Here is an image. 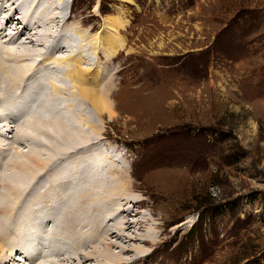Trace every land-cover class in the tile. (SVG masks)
Wrapping results in <instances>:
<instances>
[{
  "label": "rangeland",
  "instance_id": "rangeland-1",
  "mask_svg": "<svg viewBox=\"0 0 264 264\" xmlns=\"http://www.w3.org/2000/svg\"><path fill=\"white\" fill-rule=\"evenodd\" d=\"M51 1L55 3L54 11L60 20L53 25L57 28H53L54 40L48 38V44L42 45L46 49L40 46L43 51L40 50L39 55L43 54L44 61L45 50H57L51 55L54 62L51 61L53 63L48 67L51 69L52 66L55 71L59 67L63 73L60 80L63 79L73 93L76 91L73 81L65 79L67 71L80 68L82 64L87 85L99 88L109 97L115 113L112 117L107 113L99 115L82 99L81 112L89 120H76V127L81 130L79 140H91V145L100 143L105 159L114 167L124 168L126 174L120 173L122 176L116 179L119 182L113 185L118 191L115 198L122 192L139 200L135 204H121V209L132 211L130 215H121L124 218L119 221L122 223L120 231L112 230L118 233H104L110 219L106 224L105 221L99 224L102 235L96 250L104 254L96 258L94 246H84L85 249L82 246L78 251L82 257L74 254V259L67 261L64 252L56 253L52 263L264 264V0H46L47 5L40 0L38 6L40 3L45 5H40L38 13H44ZM31 7L28 5L26 11L34 12L35 7ZM17 15L14 17L20 16ZM40 16L37 18L46 23L43 15ZM6 17L2 11L0 28L7 26L2 24ZM107 18L114 19L117 24L111 26L108 21L106 29ZM18 19L4 30V35L1 33L3 38L23 33L20 42H31V39L23 38L30 29L26 25L21 27L22 22ZM37 24L34 25L36 31ZM47 25L43 24L46 28ZM34 27L30 26L31 30ZM112 28L117 31L115 35L110 33ZM98 35L102 39L109 36L104 42L106 47L115 50V54L110 56L100 47L95 39ZM63 37H68L67 42L62 40ZM70 47L74 52H70ZM65 57L71 65L64 62ZM4 59L2 57V62L6 63ZM37 60L38 56L34 61ZM61 62L64 63L60 67ZM11 71L6 79L16 75L17 72ZM35 76L37 79L36 73ZM23 82L20 84L24 86L18 84L19 87L6 88V100L3 99L6 112L16 98L12 95L16 90L9 92L13 88H19L17 91L21 92L19 101L28 92L30 95L36 93L35 96L32 94L34 99L32 95L28 99L30 102L36 100L33 105L42 102L40 97L47 93L51 98L57 97L48 81L45 87L37 82L32 91L27 87L29 91L26 90L25 95L22 91L26 80ZM24 104L28 105L27 102ZM4 124L7 123L0 121V150L10 145L17 157L19 154L29 156L26 145L21 147L17 139L13 140V124L8 123L9 126L2 128ZM6 129L9 133H5ZM50 133V138H44L47 144L56 137ZM60 140L66 146V140L62 137ZM8 151L7 148V154ZM18 161L19 158L15 165L23 164ZM25 164L31 166V176L39 170L40 163L38 166ZM15 168L13 166L12 170ZM114 169L104 172V179L108 174L116 173L112 171ZM60 173L59 170L60 180L66 177ZM44 175L38 176L37 183L39 179H46L44 184L50 189V180ZM125 177L128 184L122 181ZM81 178L78 176L75 180L82 184L84 179ZM37 183L33 182L31 187ZM48 188L39 187L43 197L38 196V201L42 202L43 198V201L51 200L49 204L52 202V199L48 200L53 197L52 192H44ZM4 189H0L3 191L1 198ZM61 194L60 199L63 198ZM26 197L29 200L28 195L24 200ZM44 197L47 198L44 200ZM53 204L49 207L54 212L46 205L32 207L34 214L31 209L26 218L28 223L36 225L55 212L53 217H58L59 211L62 214L59 213V219L65 220L62 207L58 209L59 206ZM21 206L15 205L16 209L9 216V220L20 217L19 222L5 220L4 214L0 215V219L8 221L6 227L16 232L25 225ZM116 210L114 207V218L119 215ZM113 223L112 220L108 224ZM7 230L0 234V264H48L37 259L34 263L24 262L23 253L12 249L9 243L12 234ZM68 230L69 236L62 239L54 235L50 237L52 239L46 238L43 232L41 235L44 236H38L41 239L36 241L41 247L45 243L48 247L50 242L54 245L53 240L59 245L58 241L62 240V245L74 250L75 244L85 238L80 232L67 229V233ZM45 239L50 240L46 242ZM24 245L21 246L24 248ZM83 254L90 260H83Z\"/></svg>",
  "mask_w": 264,
  "mask_h": 264
},
{
  "label": "bare ground",
  "instance_id": "bare-ground-1",
  "mask_svg": "<svg viewBox=\"0 0 264 264\" xmlns=\"http://www.w3.org/2000/svg\"><path fill=\"white\" fill-rule=\"evenodd\" d=\"M32 1L34 2L33 5H31L33 2H31L30 0H29V2H26V0H0V13H2V11H3L4 15H7V17H8V18L6 17L7 19L5 20V24H4V21L2 23L3 25L7 24V26H5V28H4V26L2 28H0V39L1 40L3 39L2 41L0 40L1 41L0 42V99H1L0 100V121L2 122V124L4 122L7 123L4 125H1V127L6 128L5 126L8 125V123L13 124V125H11V124L10 125L14 127L13 131L15 132V135H14L15 138L14 137H12V138H13V140L17 139L20 142L21 147L23 145H26L25 147L29 149V152H28L29 156H26V157H27V160L30 161V162H27L26 157L24 155L19 154L17 157V154H15L14 152H13L14 153L13 154L11 151L12 149H10V145L7 147L4 146V148H1V150H0V166L2 164V167H3V168L0 167L3 169V170H0V189H1V187L5 188L4 194L2 195V198L0 196V202H1V204H0V215L4 214V216H2V217H4L5 220H8V221L15 220V219L9 220V216H10V214L12 215V213H13L12 210H14L15 205L16 206L22 205L21 206L22 213H23V211L25 213V214L23 213V216H24L23 219L25 221V225L22 227V229H20V232H16V230L13 231L12 229L10 230L9 227H6V226H9V225H7V224H9L8 221L6 222L4 219H0V229L3 228L1 231L2 233H0V234L3 235L5 233V230H7V228H8L7 231L12 234L10 236L11 241L9 243L12 244L11 246H12L13 250H15V251L19 250L23 253L24 258L22 260L24 262H26V260L27 261L29 260V262L34 263L35 260L37 259L38 262L44 261V262H47L48 264L50 262V264H51L53 256L56 255V253L61 255L62 252H64V254L67 255V256H64V259L69 261L72 258L74 259V256H73L74 254L76 256H79V257L82 255V253H78V251H80V248H82V246H83V248H84V246H88V247L94 246L93 250H94V254L97 258V257H99V255L104 254L101 251L96 250V245L100 241V237L102 235V233L99 230V227L102 224V222L105 221V224H106V221L108 219H110V220H108L109 224L111 223L112 220L114 222L111 225H109L107 223V225L105 226L106 231L104 230L105 234L108 235L109 233H113V232L118 233V231H120L119 227L122 225V223H119V221L124 216L123 213L130 215L131 211H132V209H129V210L121 209V204L122 205L123 204L124 205H127V204L130 205V204H132V202L135 204L139 200L132 198V197H129V195L127 193L122 194V192H119L116 196L117 198H115L114 195L118 191H116L113 188V185H115L119 182L116 179L118 178V176L119 177L122 176V175H120V173L126 174V172L123 170L124 168L121 170L120 168H117L116 166L114 167L113 164H111L110 162H108L105 159V156H104L105 153H103L104 150L101 149L100 143H97L96 145L95 144L91 145L92 144L90 142L91 140H89V141L84 140V139L79 140V138H80L79 133L81 130H79L76 127V120H78V119L85 120L86 119L85 116H83L84 112L83 113L81 112L82 106H83L82 105V99L87 101V103H89L93 107V109L101 116L106 114V113L109 114L110 117L114 116L115 113L112 110V108H113L112 103L110 102L109 97L106 94H103L104 92H101V90L99 88L89 86L90 84L87 85L86 80H85V69H83L81 67L82 64H81V66L78 64L80 66V68L75 67L74 69L67 71L68 73H67L65 79L68 78L69 80L71 79L73 81V83H74L73 87H75V89H76V91L74 90V93H73V91L69 90V88L66 86V83L64 82V80L63 79H62V81L60 80L61 79L60 77L63 75V73H61V71L59 70V67L56 71L54 69H52V66H50L51 69L48 67L49 65H51L54 62L50 58H51L52 54L57 53L56 52L57 50L56 49H55L56 51L53 50L54 48L51 49L50 52L45 50V52H44L45 53L44 54L45 60L42 61L43 60L42 59L43 54L39 55V53H40V50L41 51H43V50L40 49V46H42L43 44H48V43H46V41L49 42L50 37H53L52 40H54V38H55L54 35L56 33H55V30H53V28H56V27H53V25L56 24V22L57 23L59 22L60 17L57 15L58 13L56 11H54L55 10V7H54L55 3L54 2L51 1V3L49 4L50 7L47 8L48 11L46 9L44 12L45 14L43 12H40V14H39L38 12L40 10L41 3L38 6V2L40 0L39 1L38 0H32ZM10 3H11V5L9 6ZM43 3L46 4L47 3L46 0H43ZM45 4H42V5H45ZM28 5L32 6L31 7L32 9L35 7V9L32 10L34 12L26 11L28 9L27 8ZM45 8H46V6H45ZM14 13H16V14H14ZM37 13L39 16L43 15V19L45 20L46 23H44V21H40L37 18L38 15L36 17L37 21H35V16ZM12 14H14V15H12ZM17 14H20V16H19L20 18L14 17ZM3 18H4V16H3ZM40 18H41V16H40ZM15 19H18L20 22H22L21 27L26 25L27 26L26 28L30 29L26 32V36L23 37L26 39H31V42H28L29 46H28V43H26L25 41L20 42V40H21L20 36L23 33L21 35H19L17 33V35H19V36H16V35L8 36V35H6L3 38L4 30L6 28H8L9 25H11V23H13V20H15ZM108 21L110 22V25L111 24L112 25L117 24V22L114 19L107 18V19H105V22H106L105 28L106 29L109 26V25H107ZM33 22H34V24H32ZM36 23L39 24V25L37 24L38 25V31H36L37 29L34 27V25ZM43 24H48L49 27L46 28L45 26H43ZM30 26H31V28L32 27H34V28L31 30ZM110 33H111V35H115V33H117V31L113 30V28H112V29H110ZM106 37H109V36H105L102 39V37H100V35H98V36H96L95 39L99 43L100 47L101 48L103 47L104 51L106 50V52H108V55L112 56L113 53L115 54V52H114L115 50H111L108 47H106V44L104 42V39H106ZM69 39H70V37H69ZM62 40H64V41L66 40V42H67L68 37H63ZM55 41H57V40H55ZM115 42H116V40H115ZM3 43L5 46L2 45ZM68 43H70V42H68ZM107 44H109V43H107ZM14 45H15V47H13ZM35 45H37L38 48L35 47ZM112 45L115 47L117 46L115 44H112ZM79 46H78V49H79ZM113 46H111V47H113ZM45 47H46V45H45ZM57 47L60 48L59 45ZM68 47L69 46H65V47L63 46V48H68ZM117 47H120V46H117ZM2 48H3V50H2ZM42 48H44V46H42ZM44 49H46V48H44ZM71 49H72V47H70V52H74ZM78 49H77V51H78ZM82 49H83V47H82ZM60 50L58 52H60ZM2 51H4L3 54L1 53ZM56 55L58 56V54H56ZM37 56H38V60L34 61L35 57H37ZM48 56H50V57L48 58ZM2 57L6 58L4 60L6 61L7 65H6V63L2 62ZM33 57H34V59H32ZM7 59H8V61H7ZM13 59H16V60H13ZM51 61H53V62H51ZM66 61H67V64L70 63L69 65H71V61H68V59H67L64 62H66ZM64 62H61L59 66L61 67ZM8 63H10L11 65L9 66ZM75 63L77 64L78 60ZM36 64H37V67L35 68ZM33 68L36 69L35 73L39 79L38 78L36 79L34 72H33V74L31 73ZM9 70H12V71L14 70V72H17L16 75L14 74L15 76L13 75L14 77L11 76L12 79H6V75H11V74H7V73H9L8 72ZM34 79H36V80L34 81ZM25 80H26V87H25V89H23V91L21 89L22 93H24L25 95L29 90L32 91V88H34V85H36L37 82H38L37 84L41 83L45 87L46 82L48 81V82H50V84L52 86V90H54V93H55V95H57L58 98L57 97H56V99L51 98L50 94L47 95L48 94L47 93L43 97H40V98H43L42 100H40L42 102H40L38 105H33L36 102V100H34L33 102L32 101L30 102V101H28V99L30 98V96L32 94L36 95V93L33 92L30 95L29 94L30 92H28L27 96H29V97L25 99V97H27V96L24 97V95H23V97H24L23 100L19 101V99H17V98L20 97L19 94L21 92L19 90V93H18L17 90L19 88H17V89L13 88V89H11V91L9 90V92H12V90H16L17 95L15 92L12 94V95L15 94L14 96H16V98L15 97L13 98V101L11 103L12 108L10 109V106H8L9 109H7V112H6L5 107H7V105H5L3 102V99L6 98V94H7L6 88H9V87L12 88V87H16V86L19 87L18 84H20L21 81L23 82ZM1 82L3 83V85H1L2 84ZM24 85H21V86H24ZM27 87L29 88V90ZM38 88L39 87H37V89ZM26 90H27V92H26ZM39 90H40V88H39ZM43 91H44V88H43ZM45 92H47V91H45ZM10 94L11 93H9V95ZM3 95H5V96L3 97ZM33 95L31 97H33ZM40 96H41V94H40ZM46 96H49V98ZM44 97H45V99H44ZM36 98L38 101L39 100L38 97H36ZM33 99H34V97H33ZM85 101H84V103H85ZM25 102H27L28 105L24 104ZM41 105L43 106V109L41 108L42 107ZM78 107L80 108V110L78 109ZM87 120H89V119H86V121ZM6 130H5V133H9V131L7 130V132H6ZM49 131L51 133L53 132L54 135H56V137L54 136L55 141L50 139L51 141L48 143L49 144L48 145L44 138H47V137L50 138L49 137V133H50ZM60 136L62 137V139L66 140V146L64 145V143L62 144V142L60 140V138H61ZM46 140L48 141V139H46ZM89 142H90V144H89ZM0 144H1V140H0ZM7 148L10 150V151H8V154H7ZM43 153L47 154V156L46 155L44 156ZM48 154H49V156H48ZM18 158L20 159V161H18V162H21V161L23 162V164L20 166L15 165L16 160H18ZM42 159H44L43 160L44 162H42V164H41L40 161ZM25 162L29 163V164L34 163L37 166L40 163L39 164V170L36 173L34 172L35 174L32 173V176H31V174L29 173L30 172L29 168L31 166L28 164H25ZM88 164H89V166H88ZM13 166H16V168H15L16 170L15 169L12 170ZM108 169H114L112 171L116 172V173L108 174L106 176L107 179H104V176H102V175L104 174V172H108ZM56 170H58L57 173L55 172ZM59 170L61 171L60 175H63V174L66 175V177L64 176L61 180L59 179L60 178ZM43 173H45V175H47V177H48L47 179L50 180V182H49L51 184L50 189L48 188L49 187L48 184H44L45 183L44 180L46 181V179H44L43 181L41 179H39L40 181L38 180L39 182L37 183L38 176L40 174H43ZM45 175H44V177H46ZM78 176H80V178L82 177L81 180L84 179V182L82 184L78 183L77 180H75V177H78ZM53 177H55V179H53ZM123 177H124V175H123ZM59 180H60V183H59ZM57 181H58L59 185L57 184ZM122 181H124V182L126 181L125 183L128 184L127 181H129V180H126V177H125L124 180H122ZM33 182L37 183V185L34 187H31V186H33ZM108 183H112V184L109 186V185H107ZM38 186L39 187L41 186V189H43V190H44V188L45 189L48 188L49 190L48 189L45 190L44 191L45 193L48 191L52 192L53 197H52V195H51L52 198H49V196H48V198H49L48 200L52 199V202L50 204L54 203L53 205H55V203H56V205L59 206L58 209L62 207L61 210L63 209L62 210L63 211L62 212L63 217H64L63 219H65V220L62 221V219H59L60 211L57 209L59 211V212H57L58 217H53V215H55V213H56L55 212L52 216H47V217L45 216V219L43 220V222L40 221V222L36 223V225H35V223H28L26 218L28 217L29 211H31L32 207H35V206H38V204H41V205H46V207L49 209L52 208V206L49 204V202L51 200L50 201H43V198L42 199L39 198L42 200V202H40V200L38 201V196H41L42 192H43L41 189H39ZM127 186H126V188L128 189ZM134 188H136V187H134ZM2 192H0V193H2ZM61 193H63V198L60 199V197L62 196ZM27 195H28L29 200L26 197L27 200L25 201L24 196H27ZM46 196H47V194H46ZM41 197H43V196H41ZM45 198H47V197H44V200H45ZM22 199H23V201H25L24 202L25 204H23ZM19 201L21 204L17 205V203ZM34 201L37 202V205L34 204L35 203ZM60 201H61V203H60ZM28 202H30V203L34 202V203L32 205H30V203H28ZM38 202H40V203H38ZM49 206H51V208ZM108 206L110 208H108ZM114 207L117 208L116 212L117 211L119 212V215L116 216L115 218L113 216V214H114L113 208ZM53 208H54V206H53ZM39 210H41V209H39ZM37 211H38V209H37ZM51 211L54 212L55 210L51 209ZM32 212H33V209L31 211V213ZM116 212H115V214H116ZM45 213H46V211H45ZM110 213H111V216H109ZM21 214L19 213V215H21ZM33 214H34V212H33ZM35 214H37V216H38V212H36ZM51 214L52 213H50V215ZM121 215H123V216L121 217ZM17 216H18V212H17ZM112 216H113V218H112ZM33 217H36V216H33ZM13 218H15V217L13 216ZM19 219H20V217H19ZM38 219L40 220L39 217H37V220ZM56 219L61 220V222L60 223H59V221L57 222ZM41 220H42V217H41ZM22 225H23V222H22ZM10 226H11V224H10ZM16 228H19V226L18 227L16 226ZM101 228H103V226ZM113 228L118 229V231L117 230L112 231ZM27 229H29V231H27ZM67 229H71L72 230L71 232H73V231L80 232L82 234V236L85 238L84 240L78 241L77 244H75V247H77V248L75 249V247H74L73 248L74 250H69L66 248V245H62L63 244V243H61L62 240L58 241L60 243V245L58 243L55 244V241L53 240L54 245H52V243L50 242L48 247L44 246V245H47L46 243L43 244V246L41 247L40 246L41 244H38L39 241L38 242L36 241L39 239L38 236L43 234V232H45L46 238H48V237L50 238L52 235H54V236H57L60 239H62L63 237L69 236V230L67 233ZM17 231H19V230H17ZM71 232H70V234H71ZM77 235H78V233H77ZM41 236H44V235H41ZM78 236H77V238H78ZM50 239H52V238H50ZM50 239H47V240H50ZM12 240H14V241H12ZM47 240H46V242H48ZM42 241H44V240H42ZM42 241H41V243H42ZM92 243H93V245H92ZM21 245H24V248ZM0 248H1V245H0ZM83 250H82V252H83ZM37 254H38V256H37ZM88 254H90V253H88ZM20 256H22V255H20ZM20 259H21V257L18 260H20ZM83 260L86 261V260H90V259L86 254H83ZM11 263H13V262H11ZM18 264H20V262Z\"/></svg>",
  "mask_w": 264,
  "mask_h": 264
}]
</instances>
